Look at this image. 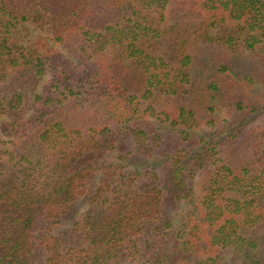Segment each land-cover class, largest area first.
<instances>
[{"label":"trees","instance_id":"obj_1","mask_svg":"<svg viewBox=\"0 0 264 264\" xmlns=\"http://www.w3.org/2000/svg\"><path fill=\"white\" fill-rule=\"evenodd\" d=\"M257 86L263 0H0V264H264Z\"/></svg>","mask_w":264,"mask_h":264},{"label":"rangeland","instance_id":"obj_2","mask_svg":"<svg viewBox=\"0 0 264 264\" xmlns=\"http://www.w3.org/2000/svg\"><path fill=\"white\" fill-rule=\"evenodd\" d=\"M264 1V0H263ZM18 41L22 45H29V44H35V41L40 39L43 40L44 47L41 48V52L44 54L50 53L52 51H60V47L55 42H52L50 40V35L46 32H43L39 29H37L34 26H28L24 30H20L19 34L17 35ZM35 46V45H33ZM206 53V49H204L203 54ZM63 55L66 56V53L63 52ZM232 59L234 61V64H236L238 67L242 69H249V66L251 64V55L247 52H243L242 50H235V52L232 53ZM48 80V79H47ZM261 90H264V86H257L254 89H248V92H251L253 95L256 93L261 94ZM212 107L215 108L214 112H208L206 116H204V119H202L203 124L205 127H209L208 122L213 121V123L217 126H220L222 124H225L230 120V106L228 104L220 102V101H214L212 102ZM94 164L98 167H101L103 165L107 164H128V162H121L118 159V153L117 152H106L102 154H97L96 158L94 160ZM101 174L98 175V180L101 178ZM98 182V181H97ZM195 186L194 188L196 191L200 188V182H202L201 178H197L194 180ZM94 187L96 185H93ZM85 204V202H84ZM87 209V206H84L81 211H84ZM182 208L177 209V212H181ZM227 255V254H226ZM123 264H138V262H126Z\"/></svg>","mask_w":264,"mask_h":264}]
</instances>
